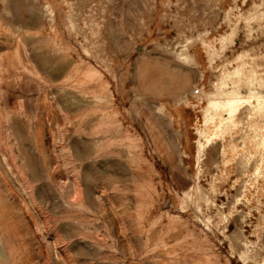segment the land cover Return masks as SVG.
<instances>
[{
	"label": "rangeland",
	"instance_id": "rangeland-1",
	"mask_svg": "<svg viewBox=\"0 0 264 264\" xmlns=\"http://www.w3.org/2000/svg\"><path fill=\"white\" fill-rule=\"evenodd\" d=\"M0 264H264V0H0Z\"/></svg>",
	"mask_w": 264,
	"mask_h": 264
},
{
	"label": "bare ground",
	"instance_id": "bare-ground-1",
	"mask_svg": "<svg viewBox=\"0 0 264 264\" xmlns=\"http://www.w3.org/2000/svg\"><path fill=\"white\" fill-rule=\"evenodd\" d=\"M231 103H233V99L227 100L225 104H231ZM219 105H221L220 102L219 101H216L212 106H213L214 109H216Z\"/></svg>",
	"mask_w": 264,
	"mask_h": 264
},
{
	"label": "built area",
	"instance_id": "built-area-1",
	"mask_svg": "<svg viewBox=\"0 0 264 264\" xmlns=\"http://www.w3.org/2000/svg\"><path fill=\"white\" fill-rule=\"evenodd\" d=\"M192 95L195 97H198L201 95V88L200 87H196L193 91H192Z\"/></svg>",
	"mask_w": 264,
	"mask_h": 264
}]
</instances>
